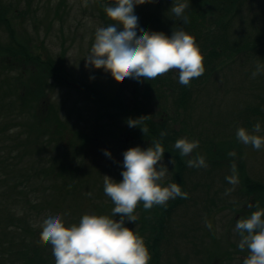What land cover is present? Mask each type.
Listing matches in <instances>:
<instances>
[{"label": "rangeland", "instance_id": "374dc122", "mask_svg": "<svg viewBox=\"0 0 264 264\" xmlns=\"http://www.w3.org/2000/svg\"><path fill=\"white\" fill-rule=\"evenodd\" d=\"M102 1L0 0L10 28L8 29L6 23L0 22V46L3 47L0 52H5L1 51L5 48L10 49L9 52H15L19 46L23 47L34 56L54 62L71 81L92 87L104 96L113 99L123 97L132 102L135 79L125 78L122 82H117L112 79L110 73L103 69H94L91 65H87L84 59L89 55L94 43L95 30L103 27L96 16L99 5L104 4ZM109 1L111 0L107 1L108 4ZM154 1L165 5L164 0H145L144 3L136 6L135 14L138 16L140 10L148 12L146 11L148 5ZM263 5L264 0L247 1L236 27L240 34L247 35L264 29V16H260ZM256 15L260 16L257 23L253 18ZM1 55L0 221L3 222L5 217H8V208L17 219L22 213L13 206L24 200L15 189L13 175L25 174L32 168L40 169L49 155L53 159L54 167L57 168L70 165L72 158L75 157L83 162L82 169L74 172L77 176L72 175L64 185L61 184L64 193L53 197L54 201L61 204V207L56 208L60 215L63 213L64 205L69 215L68 221L76 220L75 216H78L77 223L82 215L88 214L90 210H102L99 211L102 215H111L115 205L104 194V176L116 181L121 180L123 152L135 146L147 148L150 146L149 143L136 138L137 134L133 133L132 127L127 125L125 118L118 117L87 100L75 90L77 87L75 83L71 86L59 85L40 69L29 66L21 57L12 61ZM245 57L240 56L233 63L225 62L217 68L209 82L201 88L200 93L186 109L175 113L167 110L177 122L175 124L173 122L172 126L178 131L186 130L182 138L199 141V146L191 156L185 158L189 160L198 155L203 156L207 167L187 166V170L190 169L191 172L188 174V188L191 189L193 183L200 185L195 186L197 191L175 211L172 224L174 232L169 245H160L162 252L159 264H243V259L248 255L247 249L243 251L239 249L241 237L235 229L236 221L246 218L243 213L246 210L244 207L246 199L244 197L238 199L237 177L228 169L212 168L207 161L216 158V154L211 149L227 146L226 152L232 151V156L237 157L235 159L244 160L245 172L251 179L264 182V148L256 151L250 145L239 142L236 137L237 129L240 127L252 132V129L243 123V110L246 107L260 105L259 99L264 97V70H261L255 78L252 76V73L257 71V63L264 61V52L257 53L253 61L246 60ZM38 86L44 92L43 99L39 101V111L43 113L42 119L62 121V129L66 131V141L59 136L51 137L48 151L41 147L44 141L40 143V148L29 149L31 140L47 131L46 128L30 125L34 122L37 105L31 90ZM142 87L143 84L140 83L139 88ZM121 88L123 91L119 92ZM141 92L140 89L139 93ZM141 98L143 103L144 96ZM154 100L148 97L151 103H143L144 110H149L151 113L159 110L162 113V109L154 104ZM134 105L137 103L134 102ZM3 114L5 115L1 116ZM158 117L159 114L156 119ZM254 118L257 120L256 116ZM51 125L52 122L49 127ZM258 135L264 136V125ZM207 141L209 145L204 146ZM75 145L78 146V152H73ZM229 145L235 148H230ZM15 149L18 155L14 158L16 160H13L11 156L13 152L17 153ZM105 150L111 154L110 157L104 154ZM223 150L220 149V153ZM162 163L168 169L164 184L174 183L173 164L164 159ZM3 172L7 174L4 178ZM205 172L210 174L207 175ZM209 180L212 181L213 191L206 187ZM223 181H229L231 184H223ZM30 182L33 191L39 193L46 192L51 184L49 180L44 182L37 178L31 179ZM80 191L87 192L90 196H82L79 194ZM196 193H200L203 199L198 194L196 196ZM30 197L33 201L38 198L37 195L31 196V194ZM51 197L52 194L45 193L43 200ZM222 199L226 201V206L219 204V200ZM157 207L145 211L143 202H140L134 210L135 222H125V226L141 236L145 244V235L149 233V229L143 230L142 233L140 230L146 221H153L152 216ZM209 207L213 208L210 213ZM78 209L82 211L79 212ZM235 211L241 214L236 215ZM42 213L39 217L30 215L31 217L27 218L31 223L42 225V221L48 215L56 214V211ZM91 213L99 214L95 211ZM114 218L119 219V216ZM23 228L22 225L21 230ZM18 235V232L15 235L5 230L4 234L0 233V241L6 238L18 242L20 240ZM215 254L219 256L215 257ZM2 260L3 258H0V264ZM11 261L13 258L7 260V262Z\"/></svg>", "mask_w": 264, "mask_h": 264}, {"label": "trees", "instance_id": "16d2710c", "mask_svg": "<svg viewBox=\"0 0 264 264\" xmlns=\"http://www.w3.org/2000/svg\"><path fill=\"white\" fill-rule=\"evenodd\" d=\"M108 0H103V5H99V12L96 16L103 27H107L113 22L110 21L104 12V6L108 4ZM248 0H185L189 3V7L184 12V17L187 18V23H184L182 18L176 17L171 12L172 3L176 4L179 0H164V4H160L157 1L151 2L148 5V12L138 13L139 17V27L144 28L149 31H159L166 35H171L172 30L182 28L184 31L195 37V42L198 44L199 49L203 55V64L205 67V72L199 78H193L189 86H183L179 83V73L177 71L170 70L169 72L160 75L158 78L150 79L145 81L143 79L137 81L134 91L132 93L133 101L129 102L122 99H113L108 96L102 95L96 89L84 85L79 82H74L68 79L66 73L61 70V68L52 61H45L39 56H34L30 52H27L23 47H18L15 52H9L10 49L1 50L5 52H0L3 58H10L15 61L17 57H21L29 66L36 67L40 69L43 74L50 77V79L64 86H71L75 83L77 86L76 91L81 93L87 100L95 104L98 107L104 108L107 111L112 112L118 117L135 119L140 116H147L142 125H146L148 132L144 135L139 127H132L133 133L137 134L136 138L143 139L151 146L155 141H159L164 149L163 159L167 161H173L174 173L172 180L177 183L181 190L187 193V198L176 197L175 199H170L167 202L166 207L158 206L155 209V213L152 216L153 221H146L142 225L143 230L149 229V233L145 235L146 246L151 253V260L149 264H159L161 257L160 245H169V241L174 232L173 220L174 213L180 207L184 205L189 196L197 191L195 186L200 185L193 183L191 189L188 188V174L191 173L190 169L187 170L188 159L185 156H181L179 151L175 149L174 144L177 139L186 133V130L178 131L172 126L177 123L173 120L169 112H177L186 109L192 102V100L200 93L201 88L212 78L217 68H219L223 63L231 64L238 57L246 56V60H255V55L259 52H264V29H259L256 32H250L247 35L240 34L236 27L241 18V12L244 9ZM2 4L0 3V22L7 23V14L5 10H2ZM108 5H114V0L109 1ZM163 7L161 8V6ZM136 9V7H135ZM150 12V13H149ZM264 16V5L261 9V15ZM260 16L256 15L255 22L260 20ZM13 33L12 31H10ZM3 48L0 46V49ZM14 49V48H11ZM263 62L257 63V65H264ZM62 65V64H61ZM63 67V65H62ZM42 80V79H41ZM142 83L143 87L139 88V84ZM32 89V88H31ZM140 89L142 90L141 94ZM30 91V90H29ZM123 89H119V92ZM263 91V90H262ZM264 92V91H263ZM43 90L40 86L31 90V94L37 100L36 110L34 111V122L30 124L34 127L46 128V132H42L39 136L33 138L30 142V148H40V143L44 141L41 146L44 150H49L50 145L48 142L51 137L59 136L66 141V131L62 129L63 122L59 120L44 121L42 119L43 113L39 111V101L43 99ZM121 94V93H120ZM16 95V94H15ZM141 96H144L143 103H151L148 101V97L155 99L154 104L158 105L162 109V113L159 110L146 111L145 104L141 103ZM264 96V95H263ZM2 99V96L0 97ZM20 100V98H18ZM261 101L260 105L254 107H246L243 112L244 118L243 123L252 129L259 123L261 127L264 125V97L259 99ZM134 102L137 105H134ZM164 106H162V105ZM168 104V105H167ZM45 105V104H44ZM43 106V105H42ZM147 108V107H146ZM167 108V109H166ZM242 112V114H243ZM160 115L156 119L157 115ZM5 114L1 115L4 116ZM257 117V120L254 118ZM52 122L51 127L49 124ZM29 125V126H30ZM49 128L51 130H49ZM161 132L167 133V135L161 137ZM68 143V142H67ZM209 145L207 141L204 146ZM70 146V145H68ZM230 148H235L229 145ZM224 149L220 153V149ZM226 147L214 148L211 151L216 154V158L208 159L210 166L216 168L217 170L228 169V171L233 173V166H235V175L239 182V187L237 189L239 198L244 197L245 201V217L247 218L253 211L259 208H264V182L253 180L245 172L246 168L244 166V160H237L232 156V151L226 152ZM16 150V149H15ZM17 151V150H16ZM73 152H78V146L73 147ZM17 153L13 152L11 158L13 160ZM83 165L82 160H78L77 157L72 158V163L64 167H54L53 159L49 157L44 160V166L40 169L32 168L27 170V173H15L13 175V181L15 189L18 194H20L24 200L13 206L18 208L22 213L20 218H15V215L7 209V216L3 222L0 221V233L4 234L5 230L8 233L17 235L19 233L20 240L17 242L11 239H4L0 241V258H3L2 264H55L54 256L52 255L51 245L44 243L40 239L41 224L31 223L27 218L28 216L39 217L40 213L51 211L59 213L56 208L61 207L59 202L53 200L54 195H61L64 193L63 186L67 180L72 178L75 171H80ZM197 169V168H196ZM209 175V172H205ZM3 178L6 177V173ZM234 174V173H233ZM188 177V178H187ZM38 179L40 181H51V184L47 187L46 192L39 193L38 191H33V186L31 185V179ZM206 184V187L210 191H213L212 185ZM62 184V185H61ZM223 184H231L229 181H223ZM45 193L52 194L50 199L44 197ZM32 195H37L38 198L33 201L30 197ZM82 196L89 197L90 194L87 192H79ZM202 195L196 193V196ZM203 199V198H202ZM196 202H194L195 204ZM213 204V202L211 203ZM219 204L226 206V201L224 199L219 200ZM12 206V207H13ZM214 207V204L212 205ZM220 207V205H219ZM48 210V211H47ZM54 210V211H53ZM207 210V209H206ZM81 212L82 210H79ZM92 211L99 213L102 210H90L88 214ZM213 208L209 207L208 212H212ZM61 216L64 218L66 225L71 223H77L78 216L76 220H69V215L66 211L65 205L63 207ZM241 214V212H236ZM60 214V213H59ZM92 214V213H91ZM98 215H102L99 213ZM105 215V214H104ZM30 216V217H31ZM49 216V215H48ZM244 218V217H243ZM22 225L24 226L21 230ZM14 227L16 230H14ZM21 230V231H19ZM208 231V230H207ZM228 238V235H227ZM233 246V245H231ZM208 256V253H207ZM218 257L219 255H214ZM13 258V261L7 262L8 259Z\"/></svg>", "mask_w": 264, "mask_h": 264}, {"label": "clouds", "instance_id": "9594fccd", "mask_svg": "<svg viewBox=\"0 0 264 264\" xmlns=\"http://www.w3.org/2000/svg\"><path fill=\"white\" fill-rule=\"evenodd\" d=\"M145 0H114V5H105L106 17L113 23L98 27L94 34L89 55L84 58L87 65L103 69L113 80L122 82L125 78H158L170 70L179 73V83L189 86L193 78L204 72L203 55L195 37L182 28L166 35L139 27L135 7ZM85 6H87L85 4ZM189 3L179 0L172 3L171 12L178 18L184 17ZM264 65H258L252 73L255 78ZM147 116L129 118V127H139L145 135L143 124ZM261 126L257 123L252 132L244 127L237 129V140L250 145L254 150L264 148V136L258 135ZM167 135L161 132V137ZM199 141L187 138L177 139L174 147L181 156H191ZM104 154L110 157L105 150ZM164 149L159 141L147 148L130 147L123 152L122 179L116 181L104 176L103 191L115 205L111 215L84 214L78 223L66 225L59 213L47 216L41 225L40 239L51 245L55 264H149L151 253L143 238L126 227L125 222H135L134 210L143 202L145 211L153 207H166L170 199L187 198L177 183L164 184L168 173L162 163ZM173 164V161H170ZM189 167H207L203 156L187 161ZM235 174V166H233ZM253 211L247 218L236 221L235 229L241 239L238 247L247 249L243 264H264V208ZM119 216V219L114 217Z\"/></svg>", "mask_w": 264, "mask_h": 264}]
</instances>
